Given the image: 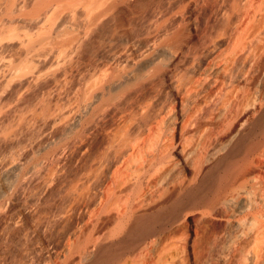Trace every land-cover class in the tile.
Segmentation results:
<instances>
[{
	"label": "bare ground",
	"instance_id": "1",
	"mask_svg": "<svg viewBox=\"0 0 264 264\" xmlns=\"http://www.w3.org/2000/svg\"><path fill=\"white\" fill-rule=\"evenodd\" d=\"M156 1L0 0V264H264V0Z\"/></svg>",
	"mask_w": 264,
	"mask_h": 264
},
{
	"label": "rangeland",
	"instance_id": "2",
	"mask_svg": "<svg viewBox=\"0 0 264 264\" xmlns=\"http://www.w3.org/2000/svg\"><path fill=\"white\" fill-rule=\"evenodd\" d=\"M161 2V4L163 3V1L164 0H157L156 2H158V3H160ZM209 3V2H208ZM91 143H90V150H89V152H88V155H87V157H86V159H85V161H88L90 158H92L93 156H95L96 155V153H97V151L99 150V147H100V144H101V142H102V134L101 133H96V134H94L92 137H91V141H90ZM70 173L71 174H69L70 176H72L73 174H74V172H75V168L74 167H72V169L70 168ZM55 195V193L53 192V194H52V196H54ZM76 217V216H75ZM75 217H71L70 219H68L67 221H64V223H63V225L62 226H60V230L59 231H55V232H53L52 234V237L54 238L55 237V239H59L60 238V236H61V234H62V231L64 230V229H66V228H75V227H80V226H82V224H83V221H82V219H81V217L79 216L77 219L75 218ZM15 232V231H14ZM17 234V233H16ZM15 237V236H14ZM14 237H12V239L13 240H15L16 238H17V236H16V238H14ZM59 237V238H58ZM11 239V240H12ZM10 240V242H12V243H10V242H8V247H7V249H8V254L10 253V255L12 256V258H13V260L12 261H14L15 260V262L13 263L12 261H9L10 263H8V264H11V262H12V264H17L16 262H18L19 261V264H22V262L19 260L20 259V254L17 252V251H15V246H12V245H14L13 243H15V245L17 244V242H18V238L13 242V240L11 241ZM11 248H12V250H11ZM10 250V251H9ZM17 252V253H16ZM17 254H19V255H17ZM10 256V257H11ZM14 256V257H13ZM17 257V258H16ZM14 258H16L17 259V261H16V259H14ZM21 262V263H20Z\"/></svg>",
	"mask_w": 264,
	"mask_h": 264
}]
</instances>
